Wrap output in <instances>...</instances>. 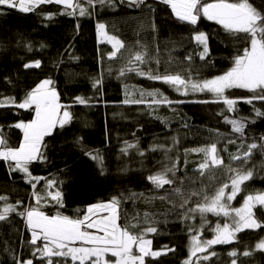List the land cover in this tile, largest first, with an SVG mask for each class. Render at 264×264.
Returning <instances> with one entry per match:
<instances>
[{
  "label": "trees",
  "instance_id": "obj_1",
  "mask_svg": "<svg viewBox=\"0 0 264 264\" xmlns=\"http://www.w3.org/2000/svg\"><path fill=\"white\" fill-rule=\"evenodd\" d=\"M251 2L264 10V0ZM81 3L87 7L84 0ZM62 11L63 5L56 3L39 4L30 12L0 6V100L11 97L20 101L40 81L50 78L60 104L70 106L68 110L74 117L69 125L57 126L44 138L42 151L46 159L28 165L31 177L39 180H31L19 170L11 171L10 162L0 160V196L7 197L0 200V211L6 205L17 209L0 221V264H14L17 257L41 264L32 255L25 219L17 214L25 208L39 207L48 216L59 213L83 219L89 206L113 197L120 201L121 226L136 224L134 231H141L151 223L158 229L146 235L152 241V250L164 246L174 249L155 259L147 257V264H184L192 236L201 233L203 239H211L217 225L225 224L223 217L201 216L189 209L202 203L205 195L211 196L225 183L230 184L228 165L253 171V178L245 182L231 208H239L249 194L264 193V152L256 149L247 164L231 159L246 151L248 144L262 143L264 115L257 116L255 110L264 113V101L254 99L248 104L242 98L252 97V92L228 90L225 96L237 101L235 110L228 111L223 102H213L216 98L211 93L182 95L162 81L135 72L120 76L119 72L139 41L148 54V62L140 65L145 71L181 74L197 81L211 79L228 71L247 43L203 17L196 26L181 22L160 0H145L140 7L130 6L128 0H112L96 4L84 16L78 11L76 15H62ZM49 14L51 19L46 18ZM97 23L105 24L108 35L126 44L118 58L110 60L112 48L98 43ZM197 31L208 35L209 52L203 60V45L193 39ZM36 60L41 62L39 68L24 67ZM97 79L102 82L93 87ZM140 90H158L172 103L151 104L152 97L147 96L141 104L123 103L126 91L131 98L139 99ZM76 97L88 103L81 105ZM33 115V110L0 107V131L12 146L18 147L23 138L22 131L12 125L31 120ZM225 117L244 122L243 135L233 132ZM78 138H82L81 143H77ZM212 143H216L225 166L201 176L198 165L204 155L191 150ZM87 152H99L103 157V174ZM173 166L175 176L169 173V177L174 184L157 189L148 179ZM49 180L56 182L52 188L47 187ZM177 188L180 192L175 191ZM55 191L62 193L61 203L48 196ZM194 192L199 195H192ZM34 194L41 197L39 205ZM17 201L22 203L18 205ZM253 212L264 223V206L254 207ZM236 237L229 244L213 246L192 264H232L233 259L236 264H264V251L256 249L264 239V227L245 229ZM233 251L235 257L229 255ZM245 251L251 255H243ZM206 255L209 259L204 260ZM53 259H59L60 264L70 262Z\"/></svg>",
  "mask_w": 264,
  "mask_h": 264
},
{
  "label": "snow or ice",
  "instance_id": "obj_2",
  "mask_svg": "<svg viewBox=\"0 0 264 264\" xmlns=\"http://www.w3.org/2000/svg\"><path fill=\"white\" fill-rule=\"evenodd\" d=\"M111 2L112 0H84L87 5L85 7L81 0H0V6L18 9L21 12H30L39 4L56 3L63 5L62 15H76L78 11L80 16H84L89 15V8H94L96 4L105 5ZM160 2L168 5L173 16L179 21L196 26L203 17L220 25L225 32L234 36L235 39H243L247 46L243 48L242 54L234 57L233 65L228 71L211 79L197 81L190 76L184 77L181 74L154 73L152 69L145 71L140 65L148 62V54L144 51L146 46L137 41L135 48L130 52L127 65L119 72L120 76H124L127 72H135L137 75L146 76L150 80L162 81L173 86L178 92L183 89L182 95H186L189 90L210 92L216 98L213 102H223L228 111H234L237 103L235 99L225 96V91L228 89H247L252 92L254 94L252 97L242 98L245 103L251 104L254 99L264 101V10L256 7L251 0H212V2H207V0H160ZM128 3L130 6L140 7L145 4V0H128ZM46 18L51 19V14ZM96 27L98 35L106 37L112 45V51L108 58L110 60L118 58L121 50L126 49V44L115 35L109 36L105 32V24L97 23ZM193 39L198 44L203 45V50L200 52V59L203 60L209 52L208 35L203 31H197ZM44 46L41 45V47ZM187 59L191 60V56ZM156 62L159 63L158 60ZM40 64L41 62L36 60L25 64L24 67L39 68ZM101 82L99 79L95 80L93 87H98ZM146 96L152 97L151 104L172 103L158 90L148 92L140 90L139 99L131 98L126 91L123 103L141 104L145 102ZM59 101V93L50 78L40 81L20 101L11 97L0 100V107L14 106L18 109L34 111L31 120H21L12 125L23 133V138L18 147L12 146L0 131V160L10 162L11 171L19 170L27 174L31 180H39L38 177H31L28 165L33 161L46 159L42 151L44 138L50 136L57 126L64 128L69 125L74 118L68 110L70 106L62 105ZM75 101L81 105L88 103V100L83 97H76ZM255 111L257 116L264 115L259 109ZM225 120L232 125L233 132L243 135L244 122L236 119L229 120L227 117ZM260 140L262 143L248 144L246 151L240 155H232L231 159L247 164L256 149L259 148L261 152H264V136L260 137ZM81 142L82 138H78L77 143ZM229 143L235 142L229 141ZM128 147H134V145H128ZM122 151L126 153L127 149H122ZM191 151L204 155V160L198 165L201 176H205L212 169L225 166L216 143ZM86 154L97 162L101 174H103V157L100 156L99 152H87ZM227 170L231 174L229 176L230 184L225 183L211 196L205 195L203 202L197 204L195 208L189 209V211L199 212L202 216L205 213L225 217L231 216L232 223H225L222 227L218 224L213 230L214 237L210 240L201 241L193 236L189 259L184 264H191L192 256L198 252L207 251L213 245L233 242L237 238L236 233L238 232L264 227V223L259 221L253 212L256 205L264 206V193L247 195L239 208H231L230 205V202L243 191L245 182L253 178V171L231 165L227 166ZM169 173L173 177L175 176V166L150 175L148 179L157 189H161L165 185L174 184V179L169 177ZM55 183V181L49 180L47 187L52 188ZM35 186V184L32 185L33 188ZM229 187L230 192H226L225 190ZM175 191L180 192V189L177 188ZM34 195L36 196V203L39 205L41 197L38 194ZM192 195H199V193L194 192ZM48 196L53 201L61 203L62 193L60 191L49 192ZM6 199L7 197L0 196V200ZM21 203L17 201L18 205ZM119 203V199L113 197L108 202L91 205L87 208V213L83 219H71L59 213L55 216H48L39 207L25 208L24 211L17 214L25 219L26 227L31 233L29 243L33 246L32 255L38 257L41 264H60L59 259L54 260L53 258L70 259L72 264H146L147 257L155 259L169 251H174L168 246H164L160 250H152V241L146 239V235L156 233L158 229L151 223L141 231H134L138 227L136 224L121 226L118 222ZM184 203H187V200ZM16 212V207L6 205L0 211V221H5L10 213ZM101 213H106V215H101ZM96 216H100V218L93 219ZM147 217L148 214L145 213L146 220ZM93 229L95 231H89ZM76 242L87 246H72ZM256 249L264 251V239L256 245ZM210 255L214 256L215 253L212 252ZM229 255L235 257L237 253L233 251ZM243 255H251V252L245 251ZM110 257L115 259L112 260ZM203 259L207 260L209 256L206 255ZM14 264H33V260H23L17 257ZM232 264H236L235 259L232 260Z\"/></svg>",
  "mask_w": 264,
  "mask_h": 264
},
{
  "label": "rangeland",
  "instance_id": "obj_3",
  "mask_svg": "<svg viewBox=\"0 0 264 264\" xmlns=\"http://www.w3.org/2000/svg\"><path fill=\"white\" fill-rule=\"evenodd\" d=\"M205 19V18H204ZM207 20V19H206ZM208 21V20H207ZM210 22H212V23H214L215 25H217L215 22H213V21H210ZM217 26H219V27H221L220 25H217ZM222 28V27H221ZM223 29V28H222ZM107 33V32H106ZM110 36V35H109ZM97 39H98V43H100V44H103V43H105V44H108L111 48H112V45H111V43H109L108 42V40H107V38L106 37H104V36H99L98 35V32H97ZM201 81V80H200ZM228 90H232V89H228ZM228 90H226V91H228ZM225 91V92H226ZM180 92H183V89H181V91ZM188 93L189 94H193V93H210V92H200V91H195V92H193V91H191V90H189L188 91ZM187 93V94H188ZM212 94V93H211ZM226 192H230V187L228 188V189H226L225 190ZM232 204V201L230 202V205ZM242 206V205H241ZM240 206V207H241ZM256 206H260V205H256ZM255 206V207H256ZM208 214H212V215H215V214H213V213H205V214H203V216H206V215H208ZM101 215H106V213H101ZM202 216V215H201ZM215 216H218V215H215ZM220 217H223L224 218V220H225V223H229V224H231L232 223V217L231 216H229V217H225V216H223V215H219ZM100 218V216H97L95 219H99ZM224 225V224H223ZM223 225H221V227L223 226ZM93 231H95L94 229H93ZM237 234V233H236ZM195 237H197V238H199L201 241H206V240H210V239H203L202 238V234L201 233H199V235H194ZM193 237V236H192ZM192 237L190 238V240H189V245H188V255H190V249H191V247H192ZM212 239V238H211ZM42 243V242H41ZM217 245H219V244H217ZM72 246H75V247H80V246H87V245H81L80 244V242H76L74 245H72ZM213 246H215V245H213ZM213 246H211V248L213 247ZM209 250V249H208ZM207 250V251H208ZM134 251H135V248H134ZM207 251H203V252H198V253H196V255L195 256H192L191 257V264H192V261L193 260H195V258L196 259H198V256L200 255V254H203V253H205V252H207ZM138 254V253H137ZM110 259H112V260H114L115 258H112V257H110ZM188 259H189V257H188ZM187 259V260H188ZM68 260H70V259H68ZM67 264H72V262H71V260H70V262L69 263H67ZM147 264V263H146Z\"/></svg>",
  "mask_w": 264,
  "mask_h": 264
}]
</instances>
